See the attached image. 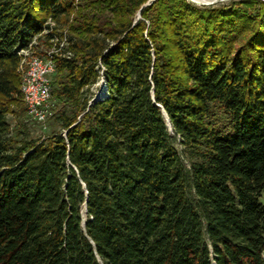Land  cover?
I'll list each match as a JSON object with an SVG mask.
<instances>
[{
    "label": "trees",
    "instance_id": "obj_1",
    "mask_svg": "<svg viewBox=\"0 0 264 264\" xmlns=\"http://www.w3.org/2000/svg\"><path fill=\"white\" fill-rule=\"evenodd\" d=\"M145 1L0 0V264H264V1ZM48 19L61 129L34 137Z\"/></svg>",
    "mask_w": 264,
    "mask_h": 264
},
{
    "label": "built area",
    "instance_id": "obj_2",
    "mask_svg": "<svg viewBox=\"0 0 264 264\" xmlns=\"http://www.w3.org/2000/svg\"><path fill=\"white\" fill-rule=\"evenodd\" d=\"M48 28H45L43 32H46ZM37 36H35L32 42L29 43L28 48L21 49L19 51V53L22 55L21 61L19 63V70L22 73L20 93L26 104L27 112L31 119L38 122H43L46 119L47 110L49 107L48 104L51 93L50 76L55 71V55L53 50L46 51L45 55H39L31 52V47H33L35 44ZM54 38H57L55 34L51 37V39ZM58 43L59 50L62 51L63 49H67V44L69 41L66 35L61 36ZM99 74L100 75L98 78L101 79L98 89L99 91L97 92L102 93L104 91V79L102 76L101 66L99 68Z\"/></svg>",
    "mask_w": 264,
    "mask_h": 264
},
{
    "label": "rangeland",
    "instance_id": "obj_3",
    "mask_svg": "<svg viewBox=\"0 0 264 264\" xmlns=\"http://www.w3.org/2000/svg\"><path fill=\"white\" fill-rule=\"evenodd\" d=\"M80 0H74V3H78ZM154 0H146L142 6H146L147 4L152 3ZM233 1H240V0H224L220 2H216L211 5H206V6H220V5H228L229 3ZM134 18H140V10H137L134 13ZM133 18V19H134ZM71 21V17L69 19V22ZM68 22V23H69ZM47 25H49V28L46 30V32H43L42 34L37 36V39L35 40V44L33 47H31V52L39 55H45L46 51L53 50L54 55H60L62 53L61 50H59V41L60 37L63 35H66L67 39L69 36V27L68 23L62 24L60 21H56L54 19H48L46 21ZM49 33H54L57 38L51 39L49 36ZM67 47H69V43L67 44ZM100 79L98 78L97 82L91 85L90 87V99L96 96H99L101 92L99 91V84H100ZM89 95V96H90ZM89 99V100H90ZM51 105V106H50ZM48 110H47V115L46 119L43 122H38L36 120L26 122L27 128L30 130V133L34 137H39V136H44L48 133H51L52 131L59 130L61 129V124L60 121L57 119L55 112L58 110V105L57 104H48ZM9 121L11 124H15L16 121V115L10 114L8 115ZM171 136H173V132H170ZM174 144L177 147L178 150H181V146L179 144L178 139L174 140ZM85 215V213H83Z\"/></svg>",
    "mask_w": 264,
    "mask_h": 264
},
{
    "label": "water",
    "instance_id": "obj_4",
    "mask_svg": "<svg viewBox=\"0 0 264 264\" xmlns=\"http://www.w3.org/2000/svg\"><path fill=\"white\" fill-rule=\"evenodd\" d=\"M188 1L191 2V3H194L196 5H199V6H206V5H211V4H214L216 2H220V1H224V0H206V1L188 0ZM262 1H264V0H262ZM163 113H164V116H165V119H166V125L170 129V124H169L168 118H167L165 112H163Z\"/></svg>",
    "mask_w": 264,
    "mask_h": 264
},
{
    "label": "bare ground",
    "instance_id": "obj_5",
    "mask_svg": "<svg viewBox=\"0 0 264 264\" xmlns=\"http://www.w3.org/2000/svg\"><path fill=\"white\" fill-rule=\"evenodd\" d=\"M195 1H206V0H195Z\"/></svg>",
    "mask_w": 264,
    "mask_h": 264
}]
</instances>
